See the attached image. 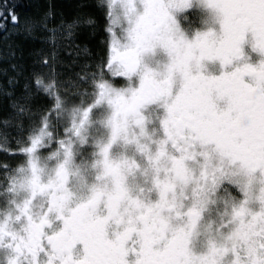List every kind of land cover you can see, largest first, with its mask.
<instances>
[{"label": "snow or ice", "instance_id": "6c2138e0", "mask_svg": "<svg viewBox=\"0 0 264 264\" xmlns=\"http://www.w3.org/2000/svg\"><path fill=\"white\" fill-rule=\"evenodd\" d=\"M0 44V264H264V0H0Z\"/></svg>", "mask_w": 264, "mask_h": 264}, {"label": "trees", "instance_id": "16d2710c", "mask_svg": "<svg viewBox=\"0 0 264 264\" xmlns=\"http://www.w3.org/2000/svg\"><path fill=\"white\" fill-rule=\"evenodd\" d=\"M16 3L18 5V11L21 13H33L38 9L42 11L49 3H54L58 9L69 12L75 0H16ZM16 39L18 40L19 38ZM0 46H2V44H0ZM23 47L27 54L31 45L28 42H24Z\"/></svg>", "mask_w": 264, "mask_h": 264}]
</instances>
